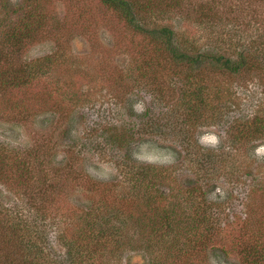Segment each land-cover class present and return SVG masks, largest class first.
I'll list each match as a JSON object with an SVG mask.
<instances>
[{"label":"rangeland","instance_id":"1","mask_svg":"<svg viewBox=\"0 0 264 264\" xmlns=\"http://www.w3.org/2000/svg\"><path fill=\"white\" fill-rule=\"evenodd\" d=\"M130 1L143 29L251 66L179 61L102 0H0V221L23 213L47 263L264 264V0Z\"/></svg>","mask_w":264,"mask_h":264},{"label":"trees","instance_id":"2","mask_svg":"<svg viewBox=\"0 0 264 264\" xmlns=\"http://www.w3.org/2000/svg\"><path fill=\"white\" fill-rule=\"evenodd\" d=\"M106 5H116L118 6L119 10L125 15V17L128 18V23L137 26L139 29H141L143 32L147 28V30L153 35V37L156 39L155 41L157 43H167V47L170 48L171 51H173V54L175 55V59L186 62L190 65H195L198 63H204L206 61L211 62L212 64H217L216 66L219 67L221 70L225 72H240L243 71L246 66H251L248 62L247 56L245 55L246 51H231V55L227 54L226 52H220V54L212 55L209 52H197L195 55L192 54V50L189 49L186 45L181 44L177 39L175 40L173 34H175V31L172 29L171 26L166 25H159L157 28H149L146 26L144 29L143 27L147 25V23L144 21L142 16L140 15L137 6L130 0H102ZM138 24V25H136ZM145 24V25H144ZM140 25V26H139ZM159 27V28H158ZM26 32V31H25ZM161 32V34H159ZM29 36V33L23 36H19L16 33H12V43L14 44H22L23 40ZM230 37V43H232L233 37L229 35ZM229 43V46H230ZM1 54V52H0ZM264 59V58H263ZM264 62V61H263ZM262 69H264V64ZM189 81V80H188ZM204 87L200 88L196 91V97L203 95L205 98ZM195 92V89H194ZM257 119V128L261 129L264 132V119L262 116H259ZM242 135L240 140L242 138L247 141L248 135L246 134V131L242 132ZM255 140V139H254ZM208 157L210 155L206 154L204 156V160H208ZM135 176V175H134ZM133 176V177H134ZM146 176L144 175H136L135 180L136 184L135 186H140L142 189L143 183L146 182ZM149 184L148 186L152 189L153 197L155 200L149 204V206L152 207L153 210H151V216L150 218L155 220V222L161 221L162 224L170 227L172 229L173 233L175 231L174 228V222L178 225L179 222L175 217V211L171 207V202L167 206H164L163 208L159 205L155 207V203L158 200L157 198V191L159 189L160 183H151L150 181H147ZM152 197V196H151ZM6 213L3 214V218L0 221V264H58L56 262L47 263L51 260L50 255L47 252V247L44 244V238L46 235H41L38 233H31L33 234V237L30 235V225L27 217H22L23 213L19 211H15L13 208L6 209ZM21 213V217L20 214ZM147 214V212H146ZM104 219V220H103ZM103 221H99L97 223L100 231L98 233L103 234L107 231L105 229V223L108 222L109 228H110V219H106L102 216ZM51 226V224H49ZM23 226V232L21 230V227ZM19 231H21L19 233ZM98 231V230H97ZM171 233L169 235H171ZM48 236V235H47ZM94 237V236H93ZM93 237L89 235V238L93 240ZM174 239H177V234L174 235ZM108 240V239H107ZM112 240V239H111ZM110 240V241H111ZM74 243L77 245L78 243L74 241ZM90 243V241H89ZM86 252H92L93 249L89 248L88 246H85ZM70 252L74 253V247L71 244L70 245Z\"/></svg>","mask_w":264,"mask_h":264}]
</instances>
